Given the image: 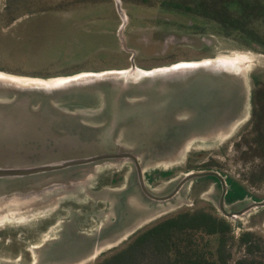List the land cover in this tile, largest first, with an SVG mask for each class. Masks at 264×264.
Returning <instances> with one entry per match:
<instances>
[{
	"label": "rangeland",
	"instance_id": "rangeland-1",
	"mask_svg": "<svg viewBox=\"0 0 264 264\" xmlns=\"http://www.w3.org/2000/svg\"><path fill=\"white\" fill-rule=\"evenodd\" d=\"M256 26L264 33V23ZM236 55L250 63L222 79L188 73L175 82H147L135 70L53 94L2 85L0 165L35 166L122 148L139 155L156 194L170 193L190 171L215 170L229 187L249 193L242 202H227L228 210L248 206L252 196L264 199V47L160 5L0 0V71L13 75L50 78L133 65L151 70ZM121 90L137 91L127 101ZM139 103L146 106L137 109ZM214 182L202 178L174 200L157 202L143 194L129 160L0 180V264H95L158 221L201 208L228 220L236 241L249 231L264 245V208L227 218ZM232 251V262L245 254L238 242Z\"/></svg>",
	"mask_w": 264,
	"mask_h": 264
},
{
	"label": "trees",
	"instance_id": "trees-1",
	"mask_svg": "<svg viewBox=\"0 0 264 264\" xmlns=\"http://www.w3.org/2000/svg\"><path fill=\"white\" fill-rule=\"evenodd\" d=\"M199 16L216 23L226 36H236L264 47V0H124ZM264 144V140L263 143ZM244 247L243 257L233 261L232 245ZM262 253L263 256H258ZM95 264H264V245L252 232L238 241L228 220L212 209L184 210L135 234L123 247Z\"/></svg>",
	"mask_w": 264,
	"mask_h": 264
},
{
	"label": "water",
	"instance_id": "water-1",
	"mask_svg": "<svg viewBox=\"0 0 264 264\" xmlns=\"http://www.w3.org/2000/svg\"><path fill=\"white\" fill-rule=\"evenodd\" d=\"M218 59V57L214 58ZM244 63H234L233 61H227V60H214L213 62H205V60L196 61V63H175L171 66H166V70L164 71H158V72H143L142 69L139 70L135 65H133V68L127 69V72H122V69H120V72H109V73H103L102 71L96 72L95 75L90 76H84V77H75L76 73L73 75L71 79L60 82L57 84H50L49 81L50 78H44L46 81L44 82H32L29 80H19V79H6V78H0V86H10L15 87L19 90V93H27L29 95L36 94V95H43L42 93H49L53 94L56 93L59 90H65L73 86H81V85H90L92 83H100L104 80H107L109 78H118L125 76L127 74L132 73L136 70L137 73H141L144 75L147 79V82L150 80H155L157 78L159 79H167L169 81L175 82V80L179 79L182 76L187 75L188 73H198L202 76H213L215 79H222L223 76L228 75L229 70H240L239 68L243 66ZM141 69V68H140ZM117 70V69H116ZM147 71H152L147 70ZM85 72V71H84ZM93 72V71H90ZM29 77V76H26ZM37 78V77H36ZM39 78V77H38ZM48 81V82H47ZM178 81V80H177ZM134 86L135 88L136 84H131V86ZM137 90H124L121 92H125L124 95L127 99V101L130 99L129 96ZM160 91V90H159ZM165 93V90L162 91ZM174 94H179V90H173ZM107 96H109L108 92H105ZM130 101V100H129ZM146 106V104L139 103L137 105V109H140L142 107ZM167 125H171V123H167ZM89 128V127H86ZM90 129V128H89ZM105 160H129L131 161L137 170L140 186L142 189L143 194L154 201L157 202H166L169 200H174L175 197L178 195V193L182 190V188L188 184L193 183L197 180H200L202 178L206 177H215L217 178L222 186H223V195L220 199L219 203V209L225 215L227 218H237L233 213L227 210L226 205V194L228 192L229 186L227 184L226 178L215 170H201V171H190L187 174H185L176 184V186L171 190L170 193L166 195H159L156 194L154 190H152L147 183L145 179V171L143 169V166L141 164V160L139 155L134 151H128L123 150L122 148L117 149L115 151L110 152H102L97 153L91 156L87 157H79V158H73V159H65L59 162L54 163H47V164H41V165H35V166H10V165H0V180H18V181H24L29 178H33L36 176H40L47 173H55L60 171H65L71 168L80 167V166H88L92 164H96ZM256 208H264V200L262 201H252L251 204H249L244 210L247 212L252 211ZM246 214L243 212V209L240 212V215Z\"/></svg>",
	"mask_w": 264,
	"mask_h": 264
},
{
	"label": "bare ground",
	"instance_id": "bare-ground-1",
	"mask_svg": "<svg viewBox=\"0 0 264 264\" xmlns=\"http://www.w3.org/2000/svg\"><path fill=\"white\" fill-rule=\"evenodd\" d=\"M218 59H214V58H206L204 59L205 62H213L214 60H227V61H233L234 63H250V60L247 59V57L245 55H236V56H217ZM178 63L181 64H186V63H196V61H180ZM168 68L166 67H158V68H154L152 69V71H147V70H142L139 68V70H142L143 72H158V71H164ZM121 70H116V69H112V70H105L102 71L104 74L105 73H109V72H120ZM122 72H127V69H122ZM97 74L96 72H90V71H85V72H81L79 74H77L75 77H84V76H90V75H95ZM73 76H57V77H51V80L49 81L50 84H57L60 82H65L69 79H71ZM0 78H6V79H19V80H29L32 82H44L46 81L44 78L41 77H26V76H19V75H13V74H9L3 71H0ZM48 82V81H47ZM100 253V250H96L95 251V255L94 258L97 257V255Z\"/></svg>",
	"mask_w": 264,
	"mask_h": 264
},
{
	"label": "flooded vegetation",
	"instance_id": "flooded-vegetation-1",
	"mask_svg": "<svg viewBox=\"0 0 264 264\" xmlns=\"http://www.w3.org/2000/svg\"><path fill=\"white\" fill-rule=\"evenodd\" d=\"M164 42H165V46L169 47L168 49L172 48L171 45H174V44H172V43H170V42H167V39H165ZM166 43H167L168 45H167ZM164 49H165V47H164ZM164 49H163V51H162L161 53H159L157 56H154V58H157V57L163 56ZM128 50H131V49H128ZM131 51H132V50H131ZM134 55H135V54H134ZM141 69H142V68H141ZM219 173H220V172H219ZM223 176H224V175H223ZM262 176H264V174H262ZM224 177L226 178L227 184H228V186H229V184H230V180H229L226 176H224ZM212 178L214 179V181H215L214 183H216L217 187L221 186V190H222V192H221V196H220V199H221V197H222V195H223V186H222L221 182H220L217 178H215V177H212ZM248 196H249L248 190L241 189L240 187H237V186H235V187L231 186V187H229L228 192H227V194H226V205H227V202H229V201H231V203L242 202V201L248 199V198H247ZM251 199H252V201H262L261 198H258V197H256V196H252ZM263 200H264V199H263ZM219 203H220V200H219ZM246 207H247V206H246ZM246 207H243V208H242L244 213H248V211L246 212V211L244 210V208H246ZM226 208H227V207H226ZM242 209H234V210H232V211H230V210H228V209H227V210L230 211L231 213H233L237 218H240V212H241Z\"/></svg>",
	"mask_w": 264,
	"mask_h": 264
}]
</instances>
